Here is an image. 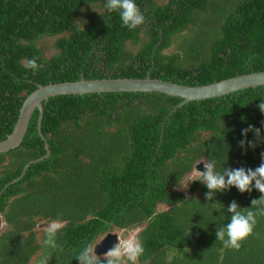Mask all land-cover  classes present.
Listing matches in <instances>:
<instances>
[{
	"label": "trees",
	"instance_id": "1",
	"mask_svg": "<svg viewBox=\"0 0 264 264\" xmlns=\"http://www.w3.org/2000/svg\"><path fill=\"white\" fill-rule=\"evenodd\" d=\"M106 0H0V141L14 131L40 85L98 78H153L192 86L264 71V0H136L145 23L122 26ZM35 60L37 67H30ZM161 92L68 94L44 101L21 145L0 154V264H264V215L239 249L216 237L235 201L244 211L262 195L209 190L184 180L200 161L216 170L255 169L264 141L241 148L249 125L264 134V85L192 100ZM166 121V122H165ZM165 130L163 135V124ZM26 174L17 182L26 165ZM59 223L41 228V223ZM142 250L97 255L109 232L132 230ZM49 231L55 247L45 243ZM227 238V237H226ZM122 240L120 241V244Z\"/></svg>",
	"mask_w": 264,
	"mask_h": 264
},
{
	"label": "water",
	"instance_id": "2",
	"mask_svg": "<svg viewBox=\"0 0 264 264\" xmlns=\"http://www.w3.org/2000/svg\"><path fill=\"white\" fill-rule=\"evenodd\" d=\"M262 85H264V71L255 70L250 73L240 74L211 84L196 86L153 78L152 72H149L148 76L145 78L118 77L87 79L83 76L82 79L78 81L40 85L38 89L31 93L25 100L14 131L7 137V139L0 141V154L13 150L21 145L28 132L31 119L38 108L41 111L39 117V130L46 141L48 152L46 156L37 160H32L31 163L42 160L51 154L50 144L43 134L42 127L45 113L44 101L53 96L104 92H161L172 96L183 97V101L171 110L166 118L167 120L179 107L184 106L192 100L221 97L239 90ZM164 130L165 128L163 129V135ZM31 163L26 165L23 174L13 182H17L26 174ZM205 163V161H200L196 165V169L203 172L205 170ZM47 225L48 224L45 223L43 226ZM119 240L118 234L113 232L108 233L96 244L95 253L97 255H105L114 252L118 248Z\"/></svg>",
	"mask_w": 264,
	"mask_h": 264
},
{
	"label": "clouds",
	"instance_id": "3",
	"mask_svg": "<svg viewBox=\"0 0 264 264\" xmlns=\"http://www.w3.org/2000/svg\"><path fill=\"white\" fill-rule=\"evenodd\" d=\"M106 10L111 12H117L119 14L122 26L129 30H135L139 26L145 23V16L138 7L136 0H106ZM30 67L35 69L37 67L36 61L30 62ZM258 108L262 114H264V101H262ZM249 132H254L257 139L264 141V134L261 133V129L255 128L249 125L248 128L243 129L241 134L244 137L239 141L241 148L251 147L256 148V142H250L247 140ZM264 158V154H262ZM200 172V177L196 181H200L205 184L209 190L206 198L212 200L215 193L224 192L235 187L240 193H247L255 188L262 195L259 199H253L251 201V207H247L249 210L244 211L235 201L227 206V213H231L230 221L225 227H221L216 231V237L222 241L227 248L239 249L241 242L253 233L254 226L256 225V212L251 209L255 208L257 211L264 215V162H262L255 169L252 168H227L224 166L222 171L216 170V161L205 163V170ZM54 232L49 231L48 238L45 243L55 247ZM227 237V238H226ZM142 251L138 246L136 251L130 257L135 261L136 255ZM77 259L80 264H97L96 256L93 254L90 246L84 247ZM107 264H117L116 260H109Z\"/></svg>",
	"mask_w": 264,
	"mask_h": 264
},
{
	"label": "rangeland",
	"instance_id": "4",
	"mask_svg": "<svg viewBox=\"0 0 264 264\" xmlns=\"http://www.w3.org/2000/svg\"><path fill=\"white\" fill-rule=\"evenodd\" d=\"M200 175L201 174H200L199 170H197L195 168L194 171L184 180V182L182 184V189L187 191V188L190 186L191 182L194 179L200 177ZM45 223L46 222L41 223L40 227L41 228H44V227L56 228V227H59L61 225V224L55 222V223L48 224L47 226H43ZM5 228H6V224H3V227L1 228V230H4ZM137 231H138V229L132 230V232L124 239H123V231L122 230L114 231L113 233H116V234L119 235V239H120L119 240V245H118V248L114 252L109 253V255L110 256H115V255L123 254L127 258H130L133 255V253L135 252L136 248H137V243H136V238H135L136 237L135 235H136ZM121 240H122V243L120 244ZM125 264H129V263H125Z\"/></svg>",
	"mask_w": 264,
	"mask_h": 264
},
{
	"label": "bare ground",
	"instance_id": "5",
	"mask_svg": "<svg viewBox=\"0 0 264 264\" xmlns=\"http://www.w3.org/2000/svg\"><path fill=\"white\" fill-rule=\"evenodd\" d=\"M131 246V245H130Z\"/></svg>",
	"mask_w": 264,
	"mask_h": 264
},
{
	"label": "built area",
	"instance_id": "6",
	"mask_svg": "<svg viewBox=\"0 0 264 264\" xmlns=\"http://www.w3.org/2000/svg\"><path fill=\"white\" fill-rule=\"evenodd\" d=\"M136 251V250H135Z\"/></svg>",
	"mask_w": 264,
	"mask_h": 264
}]
</instances>
